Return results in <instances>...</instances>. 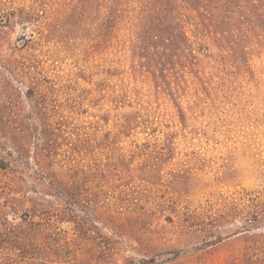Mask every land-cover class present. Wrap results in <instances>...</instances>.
Masks as SVG:
<instances>
[{"label":"rangeland","instance_id":"rangeland-1","mask_svg":"<svg viewBox=\"0 0 264 264\" xmlns=\"http://www.w3.org/2000/svg\"><path fill=\"white\" fill-rule=\"evenodd\" d=\"M85 5L0 0V264L264 261V26L159 64Z\"/></svg>","mask_w":264,"mask_h":264},{"label":"trees","instance_id":"trees-1","mask_svg":"<svg viewBox=\"0 0 264 264\" xmlns=\"http://www.w3.org/2000/svg\"><path fill=\"white\" fill-rule=\"evenodd\" d=\"M107 12L109 24L125 21L133 30L141 58L170 63L194 57L193 44L207 51L208 44L258 33L264 26V0H84ZM193 34L194 41L190 40ZM183 251L168 253L166 262ZM208 264V263H203ZM221 264H264L250 255L234 256Z\"/></svg>","mask_w":264,"mask_h":264}]
</instances>
